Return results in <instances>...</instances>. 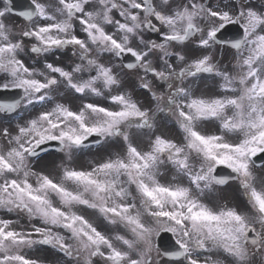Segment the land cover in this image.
Returning <instances> with one entry per match:
<instances>
[{"label":"snow or ice","instance_id":"6c2138e0","mask_svg":"<svg viewBox=\"0 0 264 264\" xmlns=\"http://www.w3.org/2000/svg\"><path fill=\"white\" fill-rule=\"evenodd\" d=\"M13 15L24 23L10 22ZM77 22L84 38L75 34ZM229 24L242 29L227 42L235 50L231 71L208 51L224 43L217 36ZM146 33L160 39H145ZM67 47L80 61L70 70L47 61L42 69L29 67L20 58L26 50L40 58ZM103 54L133 58L122 68L136 71L154 108L121 90L122 76L101 62ZM0 75V89L20 90L18 98L0 99V113L39 109L15 134L0 130V211L28 221L25 227L0 217V264H40L27 255L36 246L56 250L65 264H162L165 258L169 264H264V177L254 171L255 158L264 156V0L259 7L254 0H30L18 13L11 0H0ZM205 77L218 79L223 94L196 95L191 82ZM61 87L111 106L82 100L74 110L57 102ZM165 112L182 131L181 143L154 131L157 114ZM207 123L219 131H203ZM144 137L141 146L136 140ZM90 138L120 150L87 168L73 166ZM52 141L65 157L58 177L30 163ZM220 165L231 174L217 176ZM167 167L172 182L162 183ZM229 181L238 184L246 210L204 201ZM82 209L112 233L99 230ZM161 231L175 236L173 250L154 244Z\"/></svg>","mask_w":264,"mask_h":264},{"label":"rangeland","instance_id":"374dc122","mask_svg":"<svg viewBox=\"0 0 264 264\" xmlns=\"http://www.w3.org/2000/svg\"><path fill=\"white\" fill-rule=\"evenodd\" d=\"M138 47H141V46L138 44ZM107 59H109V58L105 57V60H107ZM234 62H235L234 61V53H232L231 51L226 49L224 65H222V67L231 71L232 65L234 64ZM131 76H134V72H132L130 74V76L128 77V80L123 83V88L121 90L131 92L133 95V98L136 99L141 104V106L148 107V108H154L155 102L151 100L150 94L146 90H142V89H140V90H142L143 92H141L139 90L137 91L136 86H135V81H134V79L131 78ZM187 83H189V82H186V84ZM195 86L199 87L201 89L206 88V87L209 89L210 88L217 89V88H219V81L217 79V80H213V81L200 82ZM97 101H98V103L103 104L102 106H111L110 103L107 102L106 99L103 97H97ZM78 107H75L74 109H76ZM157 121H158L157 128L154 130L156 132V134H163L165 136L164 132L162 131V126H163L164 130H166L167 132L172 133L175 131L176 134L179 135V139H174V141H176L177 143L182 142L183 138L181 139V136H183V133L180 130L179 126L175 122H173L170 119V117H168L164 113H158L157 114ZM202 130L210 133L208 128H207V124L202 126ZM174 136H176V135H174ZM139 140L140 141H136V142L141 143V146H145L143 141L146 140V137L141 138ZM119 150H120V145H118V144L112 145L110 147H105V146L100 145L98 147L85 149L83 152H79L76 154L75 159L73 161V166L78 167V168H87L89 166L90 161H100L102 158L107 156L110 151H119ZM53 155H55V154H53ZM53 155H49V156L41 158L39 160L31 161L33 169L35 171H38V172L43 171L45 174L58 177L60 174L59 173V167H58V161L65 159V157H64V155L56 154L59 157L53 156ZM167 168H164V169H167ZM172 177H173V175L168 176L170 182H172ZM180 180H183V179L178 178V181H180ZM232 190L238 196V198L242 201V206L246 207L245 203H244L243 193H242V191L239 190L237 183L232 186ZM238 208L241 209V206ZM66 259L67 258H65V260H64V264H65ZM69 264H70V262H69ZM162 264H168V263L162 262Z\"/></svg>","mask_w":264,"mask_h":264}]
</instances>
